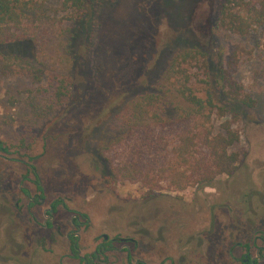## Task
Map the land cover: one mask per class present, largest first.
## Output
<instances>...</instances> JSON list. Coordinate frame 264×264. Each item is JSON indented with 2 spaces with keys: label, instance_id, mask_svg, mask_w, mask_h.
I'll use <instances>...</instances> for the list:
<instances>
[{
  "label": "rangeland",
  "instance_id": "374dc122",
  "mask_svg": "<svg viewBox=\"0 0 264 264\" xmlns=\"http://www.w3.org/2000/svg\"><path fill=\"white\" fill-rule=\"evenodd\" d=\"M40 1L47 17L33 15L38 43L2 52L42 56L44 86L62 73L72 84L70 98L55 113L42 110L31 93L39 75L8 69L0 59V142L19 149L25 160L32 155L40 181L87 215L82 255L107 235L132 238L135 262L152 256L154 264H229L230 248L240 257L237 244L264 231V28L248 37L219 29L221 0H84L82 12L66 8L64 0ZM187 50L205 55L182 66L195 94L206 99L212 89L224 108L212 113L214 126L187 119L192 106L171 91V63ZM224 69L245 86L253 108L224 97ZM149 93L163 98L164 118L184 116L186 122L109 136L124 106ZM226 122L240 135L231 149L240 154L239 166L232 176L197 182L193 164L208 159L209 151L199 137L197 157L179 161L181 136L211 127L222 132ZM183 174L190 183L177 190L172 181ZM5 230L2 221L0 243ZM20 240L24 252L0 250V264H82L62 237L40 232ZM117 262L125 263L123 255Z\"/></svg>",
  "mask_w": 264,
  "mask_h": 264
},
{
  "label": "trees",
  "instance_id": "16d2710c",
  "mask_svg": "<svg viewBox=\"0 0 264 264\" xmlns=\"http://www.w3.org/2000/svg\"><path fill=\"white\" fill-rule=\"evenodd\" d=\"M64 6L82 12L85 1L64 0ZM38 11L40 18L47 17L44 3L40 0H0V59L8 69L32 74L33 77L39 75V78H34V81L37 80V84L35 83L36 88L31 93L37 97L42 110L55 113L70 98L72 84L69 77L62 73L57 76L52 75L46 87L42 83V76H44V66L47 67V62L42 60V56L36 60H30L19 55H5L2 52L4 47L22 44L28 40L34 44L38 43V33L33 31L36 21L32 20L33 15H36ZM78 20L82 21L83 15H79L76 21ZM216 25L219 29L231 34L248 37L253 31L264 28V0H221ZM199 57H205V55L193 50L183 51L175 55L170 69L173 75H171V80H174L171 84V91L180 95L192 106L189 113L185 115L187 119L203 118L206 119L204 124L210 123L212 125V113L217 110L223 113L224 108L216 102L212 89L207 91L206 99L196 95L190 85L191 76L184 73L185 71L182 69L184 64ZM222 73L221 89L224 97L233 105L253 108L255 101L246 92L245 86L233 79L231 74L229 75L228 69H224ZM164 106L163 98L159 95L149 93L137 97L120 111L117 116V125L112 127L109 136L116 137V130L119 134H124L133 130L154 126L167 127L170 124L186 122L182 121L184 116L177 117V121L164 118ZM222 127L223 131L218 133H215L211 127L200 134L190 132L181 136L177 148L179 161L188 164L192 158L197 157L195 141L199 137L202 138L203 144L209 151L208 159H197L193 164L195 171L192 176L197 175V182L211 184L216 176H232L239 166L240 154L231 151V149L240 141V135L233 130L231 122H226ZM112 143L113 141L110 140L109 144ZM186 175L183 174L182 176L187 180L179 178L177 182L175 179L172 181L175 186L177 185V190L184 188L183 183H190L191 178L186 177Z\"/></svg>",
  "mask_w": 264,
  "mask_h": 264
},
{
  "label": "flooded vegetation",
  "instance_id": "af4514ba",
  "mask_svg": "<svg viewBox=\"0 0 264 264\" xmlns=\"http://www.w3.org/2000/svg\"><path fill=\"white\" fill-rule=\"evenodd\" d=\"M20 155L23 153L19 149L0 142V222L3 221L6 229L0 243L1 251L13 255L23 253L25 247L20 238L38 237L40 232H44L53 239L62 237L68 244V250L82 264H118L120 255L125 258L124 264H154L152 256L148 261H134L131 244L135 241L132 238L117 237L111 240L106 235L91 253L82 255L81 232L87 227V215L72 210L65 198L55 197V190L40 181L38 171L31 163L34 160L32 155H27L26 160ZM118 242L122 246H116ZM239 247L243 250L240 257L236 256L235 248L229 249L232 261L229 264L264 263L263 230H257L245 244L238 243ZM158 264L177 263L163 259Z\"/></svg>",
  "mask_w": 264,
  "mask_h": 264
}]
</instances>
